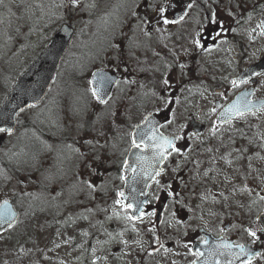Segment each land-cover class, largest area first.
<instances>
[{
    "label": "rangeland",
    "instance_id": "rangeland-1",
    "mask_svg": "<svg viewBox=\"0 0 264 264\" xmlns=\"http://www.w3.org/2000/svg\"><path fill=\"white\" fill-rule=\"evenodd\" d=\"M114 1L0 0V102L58 26L71 23L76 30V39L46 98L38 107L21 115L18 131L0 150V161L8 153L20 164L26 158V150L20 148L12 152L9 146L12 147L15 139L37 142L40 152L36 156L44 153L46 158L50 154L60 169L67 163L65 172L70 173L74 182L69 184L67 178L58 176L57 182L51 181L48 185L45 181L48 177L39 174L37 182L51 186L50 190L31 187L33 181L23 184L20 176L4 182L1 170L4 167L0 164V203L10 199L22 213L16 227L0 234V264H190L185 252L194 231L192 226L198 223L199 202L204 201L205 207H216L207 199L209 191L198 193L194 170L186 175L187 193L184 203L179 205V218L183 223L171 219L175 213L171 208L166 215L170 221L168 227L151 228L153 214L135 220L115 196L119 181L115 167L130 146V127L132 129L147 114L164 110L161 93L169 83L160 75L131 79L127 68L141 69L142 63L147 65L145 61L126 63L132 60L130 56L114 60V48L121 49L119 43H114L119 31L128 23L133 7L145 6L143 0L136 4L132 1L124 12L116 10L108 15ZM126 1L118 0L113 9L123 7ZM155 2L161 4L162 1ZM121 14L122 20L116 23ZM107 33H110L107 42L102 44ZM103 64L114 72L123 73L107 107L97 105L90 83L91 73ZM200 81L204 90H210L211 78ZM135 82L145 83L146 88L140 91V87H134ZM143 92L146 96L141 94ZM202 112L200 109L173 112L166 129L178 133L189 115ZM210 134L207 132L195 139L193 144L194 155L202 157L200 167L206 171L203 181L209 182L221 158L219 161L224 166L220 172L228 174L230 180L239 173L258 180V185L252 189L254 194L264 182V136L259 138L260 147H254L251 140H244L236 145V151L225 137L214 142ZM91 146L96 152L90 150ZM45 162L43 159L42 163ZM150 190L153 193L156 189ZM36 203L37 206H30ZM183 215H190L191 220L185 223ZM88 219L90 222L86 223ZM182 224L185 229L178 228ZM96 257L100 260L93 262ZM249 264H264V252Z\"/></svg>",
    "mask_w": 264,
    "mask_h": 264
},
{
    "label": "flooded vegetation",
    "instance_id": "flooded-vegetation-1",
    "mask_svg": "<svg viewBox=\"0 0 264 264\" xmlns=\"http://www.w3.org/2000/svg\"><path fill=\"white\" fill-rule=\"evenodd\" d=\"M161 1L158 4L151 0L149 4V0H145V7H133L128 23L124 24L114 42L121 45L119 51L114 48V60L130 56L132 60L126 63L145 61L147 65L142 63L144 67L141 69L127 68L131 79L160 75L169 83L161 93L164 110H202L199 115H189L186 121L203 124V135L211 132L214 142L225 137L236 151V145L244 140H251L254 147H260L259 138L264 136V108L239 115L226 123L218 122L217 116L240 93L248 94L245 102L264 99V71L259 66L264 61L261 60L264 59V0ZM244 71L248 77H242ZM115 74L119 79L123 78L121 71ZM201 78L212 79L210 90H204ZM233 81H236L235 86ZM136 84L142 88L141 84ZM254 116L257 119H253ZM163 130L171 134L165 123ZM172 134L176 136L174 149L178 150L167 159L153 186L156 190L150 194L148 206L151 214L156 212L159 204L165 206V211L162 220L151 222V225L168 227L170 221L166 215L171 208L175 212L171 219L183 223L179 218V205L184 203L187 193L186 175L194 170L198 193L209 191L207 199L216 207H205L204 201L199 202L198 223L192 226L194 231L185 252L190 264L198 257L190 251V246L203 240L201 228L214 238L263 250L264 228L258 217L264 213V182L253 194L252 189L258 185V180L244 173L236 174V178L230 180L228 174L220 172L224 166L219 161L221 158H218L216 172L211 173L209 182L203 181L206 171L200 167L202 157L196 158L193 148L195 139L202 135H195L187 123L181 131ZM243 191L245 193L241 195ZM183 217L185 221L191 220L190 215ZM178 228L185 229L186 226L182 224ZM253 232L255 235L250 234Z\"/></svg>",
    "mask_w": 264,
    "mask_h": 264
},
{
    "label": "water",
    "instance_id": "water-1",
    "mask_svg": "<svg viewBox=\"0 0 264 264\" xmlns=\"http://www.w3.org/2000/svg\"><path fill=\"white\" fill-rule=\"evenodd\" d=\"M73 35L74 30L69 25H62L53 34L40 55L14 81L0 105V129H3L4 132L12 133L15 130L18 115L27 108L42 102ZM116 83L117 77L107 71L98 70L92 75V86L97 92L96 96L100 102L101 100L105 102L109 98ZM262 104L259 102L251 109L259 108L263 106ZM227 110L228 108L221 113L224 120L226 116H235L234 113ZM248 111L250 110H243V112ZM160 127L161 122L158 116L150 114L134 128L132 133L134 146L128 154L124 167V172L130 176L125 179L124 187L119 192L118 198L124 202L126 207L131 205V214L135 218L142 214L148 202V186L156 179V174L161 170L162 164L172 150L165 140H170L173 143V139L166 138L160 131ZM199 130H202V127ZM6 202V205L5 203L0 205V213H4V216L0 218V231L14 225L18 220V213L12 203ZM260 220L264 223V215ZM209 240L210 235L207 237V243L210 242ZM207 243L204 248L194 247V250L201 253L202 257L211 256L209 252H211L212 245ZM260 252L261 250L250 246H246L243 251L229 250L233 259L227 264H242L254 259ZM201 260L196 261L195 264H214L212 259L203 262Z\"/></svg>",
    "mask_w": 264,
    "mask_h": 264
},
{
    "label": "snow or ice",
    "instance_id": "snow-or-ice-1",
    "mask_svg": "<svg viewBox=\"0 0 264 264\" xmlns=\"http://www.w3.org/2000/svg\"><path fill=\"white\" fill-rule=\"evenodd\" d=\"M73 2H75V0H73ZM161 11H163V9H161ZM165 23H168V21L166 20ZM236 84V81H233V85L235 86ZM93 95L96 96L97 95V92L95 91V89H93ZM245 95H248L247 93ZM101 102L103 103L104 101L101 100ZM253 105L251 104L250 101L246 102L244 105H243V110H251V107ZM243 110L241 109V107L237 106L236 104L232 105L229 107V109L227 110L228 112H232L234 113L235 115H243ZM0 131H3V129H0ZM165 143L168 145V146H172V142L170 140H165ZM174 150H178V149H174ZM122 195V194H121ZM5 205L7 204V202L5 201L4 202ZM128 207H131V205H128ZM4 216V213H0V218H2ZM251 235H255V233H250ZM241 247V251H243V246H240Z\"/></svg>",
    "mask_w": 264,
    "mask_h": 264
},
{
    "label": "trees",
    "instance_id": "trees-1",
    "mask_svg": "<svg viewBox=\"0 0 264 264\" xmlns=\"http://www.w3.org/2000/svg\"><path fill=\"white\" fill-rule=\"evenodd\" d=\"M30 147H32V149H30ZM36 147H38L37 143L29 142L27 140L20 141V140L15 139L12 143V147H10V148L12 149V152H17L18 149H20V148L23 150H26V152H27L26 155H27V154L33 153L34 149ZM0 164H1V161H0ZM8 169H9L10 173H15L17 168L13 163H10L8 165Z\"/></svg>",
    "mask_w": 264,
    "mask_h": 264
}]
</instances>
